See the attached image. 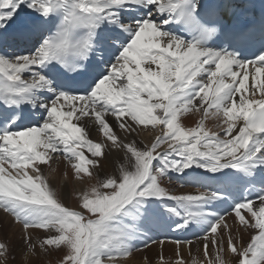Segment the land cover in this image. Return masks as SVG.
<instances>
[{
    "label": "snow or ice",
    "instance_id": "6c2138e0",
    "mask_svg": "<svg viewBox=\"0 0 264 264\" xmlns=\"http://www.w3.org/2000/svg\"><path fill=\"white\" fill-rule=\"evenodd\" d=\"M256 13L251 0H0V210L20 251L38 256L39 231L60 264H127L166 242L177 257L202 244L206 264H264V5ZM148 126L152 141L134 138ZM113 150L124 162L97 178ZM61 160L96 179L76 207L45 174ZM17 250L0 240V264Z\"/></svg>",
    "mask_w": 264,
    "mask_h": 264
},
{
    "label": "bare ground",
    "instance_id": "6f19581e",
    "mask_svg": "<svg viewBox=\"0 0 264 264\" xmlns=\"http://www.w3.org/2000/svg\"><path fill=\"white\" fill-rule=\"evenodd\" d=\"M237 99H239V97H237ZM180 119L184 123V125L192 127L195 126V122L200 119V114L186 113ZM215 123V120L206 121V125L208 127L213 128V130L219 131V129L213 127ZM149 129H151V126H148V129L141 131L138 136H135L134 134V138L145 143L152 141L158 134V128L151 131ZM220 134L222 135L223 133L221 132ZM97 135V131L95 130V128H93V130L90 132L89 138L95 139ZM131 138L133 137H130V139ZM123 162V154L116 153L115 150H113V155L110 157L109 161L104 162L102 173L97 178L103 179L104 173L114 174L116 169H118L120 164ZM52 167L56 169V171L49 174L46 169L45 174L49 175L50 180L65 194L64 199L66 206H69L66 202V199H69L70 206L76 207L79 203V196L81 192H90L91 187L96 184V179H89L86 174L84 175L83 179H78L70 168L65 167V162L63 160H61L58 164L53 163ZM175 185L176 188L173 190L176 191V194H195L197 192V189L192 186L180 187L179 183H175ZM226 217H229L227 219V223L232 226L233 217L227 215ZM0 220H2V223H0V240H7L10 243L11 247L18 249L16 252L9 256L8 260L10 258L12 259V257L14 256V258H16V260H14L16 261L15 264H35V260L37 261L41 257V255L43 256L44 254L42 251H39V242L41 239H43L41 233L39 231L32 233L34 242L37 244L38 249V256L33 257L31 255H27L26 252L19 250L22 236L20 226L14 224L12 222V218L3 213L2 210H0ZM156 228L157 226H153L149 233L154 238V235H156ZM253 233L255 234L254 230L252 231V234ZM233 235H238L235 229L233 230ZM243 240L245 242H248L250 240V236L247 232L243 234ZM213 251V249H209L210 253ZM126 259L127 264H164V261H167V264H176L177 259H182L185 264H206V260L203 257L202 244L200 245L199 251L197 250V247L195 245L191 246V248H189V246L187 245L183 246L180 251L179 257H177L176 246L171 242H166L163 246L155 244L151 245L149 248L141 247L139 251H135L133 253L132 257ZM120 264H125V258H120ZM224 264H235L231 255L226 254L224 256Z\"/></svg>",
    "mask_w": 264,
    "mask_h": 264
},
{
    "label": "rangeland",
    "instance_id": "374dc122",
    "mask_svg": "<svg viewBox=\"0 0 264 264\" xmlns=\"http://www.w3.org/2000/svg\"><path fill=\"white\" fill-rule=\"evenodd\" d=\"M175 188H176V185H174V189ZM66 202H67V205L70 206L69 199H66ZM253 235H254V233H253ZM61 258H62V256L59 252L50 251L49 253H44L43 256L41 255V257L37 261L35 260V264H60ZM14 260H16V258H14V256H13L12 259L10 258L8 260V264H15L16 261H14Z\"/></svg>",
    "mask_w": 264,
    "mask_h": 264
}]
</instances>
